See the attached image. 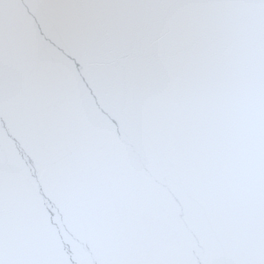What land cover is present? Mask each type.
<instances>
[{"label": "snow or ice", "instance_id": "snow-or-ice-1", "mask_svg": "<svg viewBox=\"0 0 264 264\" xmlns=\"http://www.w3.org/2000/svg\"><path fill=\"white\" fill-rule=\"evenodd\" d=\"M0 264H264V0H0Z\"/></svg>", "mask_w": 264, "mask_h": 264}]
</instances>
